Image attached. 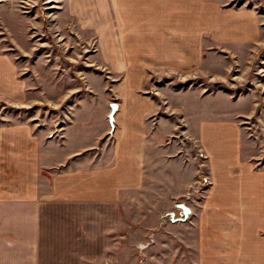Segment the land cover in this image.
<instances>
[{"label": "crops", "instance_id": "0c3cea01", "mask_svg": "<svg viewBox=\"0 0 264 264\" xmlns=\"http://www.w3.org/2000/svg\"><path fill=\"white\" fill-rule=\"evenodd\" d=\"M109 2L117 55L136 68L105 93L99 123L86 106L60 135L0 124V264H127L134 247L132 264H264V169L242 160L254 103L199 85L259 44L257 14L220 0ZM0 99L26 102L7 56ZM201 158L208 188L182 200L171 190L196 186ZM145 190L167 201L145 208Z\"/></svg>", "mask_w": 264, "mask_h": 264}, {"label": "rangeland", "instance_id": "374dc122", "mask_svg": "<svg viewBox=\"0 0 264 264\" xmlns=\"http://www.w3.org/2000/svg\"><path fill=\"white\" fill-rule=\"evenodd\" d=\"M220 1L255 11L260 42L253 49L237 50L239 59L230 61L231 68L225 74L227 64L222 61L220 78L209 82L208 76L201 77L199 85H204L205 91L216 89L242 96L245 102L253 101L252 114L240 122L242 160L254 164L255 169H264V0ZM109 5V0H0V56L10 58L17 78L26 83V102L8 104L0 99V124L28 123L49 130L53 136L60 135L75 115V108L81 107L83 115L86 106L91 107L93 121L99 123L105 93L112 95V89L136 68V62L117 55ZM153 81L148 77L146 88ZM181 127L173 128L174 133L180 134ZM201 161L194 162L204 174ZM197 187L201 197L208 188L207 177L189 190ZM171 191L185 192L181 197L185 200L187 189L175 186ZM155 193L157 190L143 192L145 208L150 202L167 201ZM145 248L142 245L141 249ZM138 251L135 247L126 250L127 264L136 261ZM112 255L117 257L116 248Z\"/></svg>", "mask_w": 264, "mask_h": 264}, {"label": "water", "instance_id": "95a60500", "mask_svg": "<svg viewBox=\"0 0 264 264\" xmlns=\"http://www.w3.org/2000/svg\"><path fill=\"white\" fill-rule=\"evenodd\" d=\"M110 113L108 115V122H109V125L111 127H113V124H114V115L116 114V112L118 111V107L115 103H112L110 105ZM176 209L180 211V214H181V217L179 220L181 221H184L186 220L189 216H190V210L183 204H179L176 206ZM169 218L171 221H175L174 220V215L172 213L168 214Z\"/></svg>", "mask_w": 264, "mask_h": 264}, {"label": "built area", "instance_id": "2783aa9c", "mask_svg": "<svg viewBox=\"0 0 264 264\" xmlns=\"http://www.w3.org/2000/svg\"><path fill=\"white\" fill-rule=\"evenodd\" d=\"M198 178L199 179L197 180V182H199V184L204 183V181L206 179V177L204 176L203 172L200 171V170L198 172ZM194 195L195 196H198L199 195V188L198 187L195 188V189H191L188 192H186V194H185V200H189ZM181 204L185 205V203H183V202ZM180 216H181V214H180Z\"/></svg>", "mask_w": 264, "mask_h": 264}, {"label": "bare ground", "instance_id": "6f19581e", "mask_svg": "<svg viewBox=\"0 0 264 264\" xmlns=\"http://www.w3.org/2000/svg\"><path fill=\"white\" fill-rule=\"evenodd\" d=\"M142 248V247H141Z\"/></svg>", "mask_w": 264, "mask_h": 264}]
</instances>
